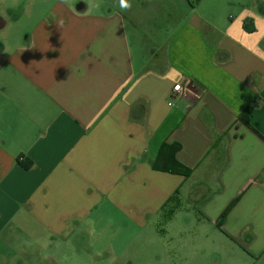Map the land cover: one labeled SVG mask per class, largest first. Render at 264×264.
Returning <instances> with one entry per match:
<instances>
[{
    "label": "crops",
    "instance_id": "0c3cea01",
    "mask_svg": "<svg viewBox=\"0 0 264 264\" xmlns=\"http://www.w3.org/2000/svg\"><path fill=\"white\" fill-rule=\"evenodd\" d=\"M129 2L0 0V245L185 200L264 264V0ZM163 144L191 177L153 168Z\"/></svg>",
    "mask_w": 264,
    "mask_h": 264
},
{
    "label": "rangeland",
    "instance_id": "374dc122",
    "mask_svg": "<svg viewBox=\"0 0 264 264\" xmlns=\"http://www.w3.org/2000/svg\"><path fill=\"white\" fill-rule=\"evenodd\" d=\"M189 206L184 200L171 223L163 213L139 223L119 212L94 214L83 230L55 241L45 232V239L27 247V253L16 240L10 247L0 245V264H251L234 245L223 244L214 227L200 223Z\"/></svg>",
    "mask_w": 264,
    "mask_h": 264
},
{
    "label": "trees",
    "instance_id": "16d2710c",
    "mask_svg": "<svg viewBox=\"0 0 264 264\" xmlns=\"http://www.w3.org/2000/svg\"><path fill=\"white\" fill-rule=\"evenodd\" d=\"M190 4L196 5L200 0H188ZM243 121H245L247 124L250 123V114L249 111L244 114L242 117ZM215 145V143H214ZM181 145L180 144H163L155 161L153 162L152 166L155 170L166 172V173H172L181 175L185 178L191 177L193 170L182 165L178 162L176 159L177 153L180 151ZM18 163L25 169L29 170L32 168V162L29 160H24L22 158L18 159ZM173 200V198H172ZM237 200L232 202L227 209L223 212V214L220 217L219 225H221L229 212L232 210L234 205L236 204Z\"/></svg>",
    "mask_w": 264,
    "mask_h": 264
},
{
    "label": "built area",
    "instance_id": "2783aa9c",
    "mask_svg": "<svg viewBox=\"0 0 264 264\" xmlns=\"http://www.w3.org/2000/svg\"><path fill=\"white\" fill-rule=\"evenodd\" d=\"M179 88V90H177ZM188 92L187 86L184 85V83L179 82L174 85L172 93H171V98L169 102V106H174L176 102L182 100L184 97H186Z\"/></svg>",
    "mask_w": 264,
    "mask_h": 264
},
{
    "label": "clouds",
    "instance_id": "9594fccd",
    "mask_svg": "<svg viewBox=\"0 0 264 264\" xmlns=\"http://www.w3.org/2000/svg\"><path fill=\"white\" fill-rule=\"evenodd\" d=\"M119 4L122 10L124 11H128L131 9L132 5L129 2V0H119ZM177 90H179V88H177Z\"/></svg>",
    "mask_w": 264,
    "mask_h": 264
},
{
    "label": "water",
    "instance_id": "95a60500",
    "mask_svg": "<svg viewBox=\"0 0 264 264\" xmlns=\"http://www.w3.org/2000/svg\"><path fill=\"white\" fill-rule=\"evenodd\" d=\"M77 7H79V8H80L81 6L79 5V6H77ZM0 27H1V26H0Z\"/></svg>",
    "mask_w": 264,
    "mask_h": 264
}]
</instances>
